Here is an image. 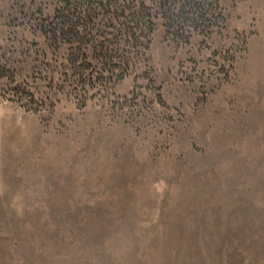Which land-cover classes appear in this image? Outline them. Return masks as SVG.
<instances>
[{
	"label": "rangeland",
	"instance_id": "obj_1",
	"mask_svg": "<svg viewBox=\"0 0 264 264\" xmlns=\"http://www.w3.org/2000/svg\"><path fill=\"white\" fill-rule=\"evenodd\" d=\"M81 1L0 0V264H264V0Z\"/></svg>",
	"mask_w": 264,
	"mask_h": 264
},
{
	"label": "trees",
	"instance_id": "obj_2",
	"mask_svg": "<svg viewBox=\"0 0 264 264\" xmlns=\"http://www.w3.org/2000/svg\"><path fill=\"white\" fill-rule=\"evenodd\" d=\"M81 2H82L81 6L83 8H84L85 3L87 4V9H88V6L91 5L87 0H84V1L82 0ZM102 2L103 0H100L97 3V6L102 5ZM156 3L159 5L162 11L163 18L170 20L172 19V17H176V15L172 13V10L170 7L171 5L166 8V6L169 4V0H160ZM186 4L188 5V7L186 6ZM186 4L184 6H181V11L179 9V13L177 14V16L179 15L188 16L191 13L192 15H196V17L198 18L204 17V13L202 11L203 0H189V2ZM186 7L188 8L187 11L184 10ZM69 11L70 13L67 14V16L71 18L70 24H67V23L64 24V22L56 23L52 29L51 36L54 41L58 42L59 35H61L66 29L65 26H68L67 29H69L70 27V39L67 41H64V42H67L69 46V50H70V55L68 56L69 63H70V69H75V71L83 69V71H87V68L92 66V64L89 61V57L84 53V48L82 49V45L86 43V40L84 37L74 38V36L71 35V33L74 30H76L78 26L76 24L77 23L76 20H80V21L82 20V18L79 17V15H81V12L79 11L77 12V9L76 8L72 9V7L68 9L67 13ZM150 17L152 18V16ZM150 24H152V19L143 21V16L141 12H139L138 15L134 17L133 21H130V23H128V21L122 22L121 23V28H122L121 33L123 32V35H124L123 44L130 45L131 43L133 46V44L138 42V39L140 40V38L143 37L145 30L148 29L147 26ZM87 42L92 43L93 41H91V39H88ZM109 45H110V40L105 38L103 39V41H101V44L99 43L93 46V51L96 49V53H94L96 58L94 57L93 58L96 60V64H100L101 66L99 70V74H100V77L104 78L103 80H110V76L108 77L105 76V73L109 75L110 74L113 75L114 71H116L117 68L118 70H121V71L124 70L123 68L119 66H125V67L128 66L127 58L124 57L122 53L118 55H113L112 54L113 52L108 49ZM103 49H105L104 52H103ZM86 58L88 59L87 61H86ZM81 78H83V80H86L88 77L87 75H81Z\"/></svg>",
	"mask_w": 264,
	"mask_h": 264
}]
</instances>
